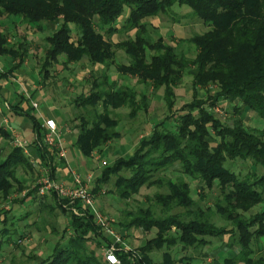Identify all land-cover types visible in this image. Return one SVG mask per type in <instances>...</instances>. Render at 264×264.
Instances as JSON below:
<instances>
[{
	"label": "trees",
	"instance_id": "trees-1",
	"mask_svg": "<svg viewBox=\"0 0 264 264\" xmlns=\"http://www.w3.org/2000/svg\"><path fill=\"white\" fill-rule=\"evenodd\" d=\"M176 7L188 8L209 27L207 32L186 41L195 49L193 59L177 54L172 44L161 39L151 42L147 26L142 23L173 12ZM122 18L121 31H134V35L113 44L109 38L120 31L117 24ZM10 19L11 23L16 20L26 23L37 32L42 31L43 24L56 25L55 32L44 38L42 79L60 58L64 65L86 60L92 66L107 67L114 63L112 49L116 47L129 60L128 66H116L117 72L137 79L140 84H149L153 91L163 90L167 109H172L174 89L187 76L191 78L194 92L215 87L212 105L224 100L238 116L242 111L255 113L262 122L260 129L245 128L240 118L229 126L204 109V102L193 100L178 116L172 114L176 121L173 131L167 130L164 123L160 124L139 143L133 155L119 158L106 167L92 193L97 195L112 176H117L114 186L123 199L137 195L142 187L167 190L147 198V202L152 203L145 209L127 213L128 222L121 224L123 230L135 228L144 233L153 231L154 235L139 248L140 259L117 252L120 264H152L150 254L162 249L165 250L162 264L182 263L187 257L175 260L170 254L172 247L196 250L209 243L207 238L230 233L234 243L227 247L235 244L239 251L224 264H264L261 248L264 245V0H0V58L13 60L12 67L0 73L1 80L13 75L27 56L24 44L9 45L3 28L4 20ZM101 79L103 86L106 85V77L103 75ZM101 87L102 84H94L97 92L75 99L83 109L91 107L96 111L98 103L103 107L102 113L90 120L79 119L75 127L78 133L73 147L85 158L120 137L117 122L109 118V108H129L133 117L147 107L146 96L141 94L137 100L138 94L132 88L103 92L99 90ZM21 111L19 106L11 107L15 115L22 116ZM25 116L37 136L32 143L35 160L49 171L53 180L59 151L42 143L45 129L34 116ZM0 137L10 140L11 134L0 128ZM236 160L250 162L253 170L259 168L263 174L255 171L246 176L235 174L227 161ZM174 165L179 166L181 174L195 181L198 189H218L220 198L212 207L203 209L196 204L188 182L161 178ZM19 172L27 177L38 174L22 149L11 148L7 155L0 156L2 202L10 197L13 187L18 194L25 189ZM121 172L130 175L121 176ZM159 174L162 176L157 177ZM36 197L34 186L23 198L12 201L8 213L17 206L33 205ZM51 197L53 204L38 200L41 211L47 209L51 213L57 209L69 223L62 230L61 240L53 247L52 254L38 258V264H107L100 252L104 239L87 211L77 202L69 205L54 193ZM154 206L160 209L158 215ZM257 206L262 207L259 212L247 213ZM71 207L77 215L72 213ZM176 209L182 212L172 214ZM8 213L0 210V252L10 242L18 246L14 237L22 238L16 228H8L14 226V215L9 219ZM214 219L229 224L232 229L218 227ZM253 247L260 252L256 258Z\"/></svg>",
	"mask_w": 264,
	"mask_h": 264
},
{
	"label": "rangeland",
	"instance_id": "rangeland-1",
	"mask_svg": "<svg viewBox=\"0 0 264 264\" xmlns=\"http://www.w3.org/2000/svg\"><path fill=\"white\" fill-rule=\"evenodd\" d=\"M126 14L127 10L125 11L124 16ZM123 20V18L120 19V22L117 24V28L120 31L109 38L113 44L123 42L132 38L134 35V31L129 33L121 31V23ZM11 22H13L11 19L4 20L3 28L9 38V45L14 46V44L19 42L27 47V56L23 58L22 66L15 70L13 75H10L6 81L4 79H0L1 92H4L6 98L5 101L11 106L16 103L17 99L24 100V98H26L28 102L32 101L36 103V107L31 104V114L38 115L39 113H42L43 117H47V110H51V113L53 112L52 114L55 118L58 117L61 121L62 128L71 132L76 139L78 131L75 127L79 125V119L90 120L93 119L97 113L103 112L101 103L95 105L96 111H93L91 107L83 109L75 102V99L78 96H86L92 92H97L98 90L96 88L94 89V84H102V87L99 90L103 92H111L123 87L132 88L138 94L137 100H139V95L141 94L146 96V109L144 111H137L133 117L130 115V109L126 107L108 109L109 118L117 122V131L120 133L119 139L106 144L99 151H94L86 159L82 156V158L92 163L89 165L88 169V175L91 177L89 182H86V177L83 175L84 173L79 174V170L78 172L73 171L80 176L85 184L87 183L88 188L95 186L96 180L100 178L103 170L106 167L111 166L115 160L122 157L127 158L128 156L133 155L135 149L139 146V143L148 138L157 126L164 123V127L167 130L173 131L175 129L176 121L172 117V114L175 117L178 116L180 110L189 105L193 100H200L204 102L203 108L213 114L224 124L231 126L233 120L240 118L242 119L244 127L247 129L261 128V120L251 111H242V114L238 116V114L233 113L232 107L227 101L219 100L216 105H212L211 102L214 98L213 95L215 93V87L210 86L203 89H197L194 92L191 87V78L187 76L184 77L181 84L174 89L172 109H167L164 101L163 90L160 89L158 91H153L149 84H140L137 82V79L129 75H121L117 72L116 66H128L129 60L124 52L116 47L112 49L115 54L114 63L107 67L92 66L86 60L78 64L71 63L64 65L62 63V59L60 58L58 62L50 68L47 77L42 79L40 68L43 59L44 38L54 33L56 26L49 28L48 24H43L42 31L37 32L35 28H32L19 20H16V23ZM142 23L147 26V35L151 42L161 39L164 43L172 44L177 54L182 53L190 59L194 58L195 49L193 45L187 43L186 41L195 35H201L209 30V27L195 17L191 10L186 7H176L173 12H169L166 15H159L155 18L145 19ZM70 28L74 31L72 25ZM12 65L13 60L10 57L0 58V73H6ZM21 69L23 72L21 77H19L18 73L21 72L19 71ZM103 75L107 79V83L104 86L101 79ZM109 84H112V87H108ZM19 86H21V89ZM35 93H37V95H35ZM6 102L1 99L0 105ZM10 114L11 112L8 113V117ZM12 119L14 120L15 118L12 117ZM16 119L18 120H14L15 122L11 123L12 126L7 124V127L19 129V124L17 123H21L22 118L18 117ZM24 122L27 123L26 119ZM54 123L56 126V138L59 139L63 149L66 150L67 148L64 145L62 136L58 132V125L55 121ZM7 127L4 128L7 129ZM160 129L162 128L160 127ZM20 132L21 135H30V130L27 129H22ZM10 134V140L0 137V156L2 154L7 155L11 148H17L15 146L16 139L25 141L22 137L17 136L15 131L14 135H12V133ZM46 135L47 132H44L43 136L41 135L42 143L50 149H58L57 146H49L46 143ZM31 140L32 138H29L25 141V150L22 149L23 152L25 151L30 155H32L31 151L33 150ZM30 155L28 156L30 157ZM30 159L32 165L38 172L37 176L28 175L27 177L22 174V172H19L20 176L24 178V183L26 184L25 189L21 192V194H18L15 192L13 187V189L10 190V197L6 198V201L2 202L0 198V210L8 213L11 210V203L13 200L23 198L34 188V186H36V203L31 206L25 205L23 207H14V210L7 215L9 219L12 215H14V221L12 222L14 226H8V228L10 230L16 228L22 238L18 240V237H14L13 241L16 242L18 246H15L12 242L3 246L2 251L0 252V264H38V258H46L52 254L53 247H55L61 240L62 230L67 227L69 223V220L60 215V211L57 209H54L51 213H49L47 209L41 211V207L38 206V200L41 203L53 204L51 201L52 193L40 196L38 194V190L44 180H53L50 178L49 171L41 168L38 165V161L34 160L36 157H30ZM63 163L64 162H62V164ZM78 166L80 167L79 164ZM227 166L231 171L240 176H246L247 174H251L253 171H255L258 175L263 174L262 170L259 168L253 170L254 168L250 162H243L241 160H236L234 162L227 161ZM120 175L129 176L130 174L121 172ZM162 175L159 174L157 177L162 176L161 178H163V180L171 179L172 181L188 182L190 184L193 199L196 201V204L203 209L205 207H212L215 200L220 198L217 188H214L211 191H202L198 189L195 181L181 174L178 165H174L167 173ZM116 178L117 176H112L109 182L100 188L97 195H93L91 191L94 198V205L99 212L111 220V227L113 231L117 235L121 236L123 246L125 247L121 252L124 254H130L134 256V258L138 259L141 254L139 248L143 247L148 239L153 237L154 233L153 231L144 233L140 229L135 228L123 230L121 224L124 225V223L128 222L127 213H135L138 209H145L148 204L150 205L152 202L148 203L147 200L149 199L147 198H152V196L156 193H165L167 190L165 188L148 189L142 187L137 195H131L126 199H123L119 197L114 186ZM71 205L73 206V204ZM260 209H262V207L257 206L247 213L253 215L259 212ZM153 210L156 215L159 214V207L157 208L154 206ZM178 212H182V210L176 209L172 214ZM21 216H25L26 218L23 219ZM214 221L218 227H225L227 230L232 229L229 224H225L224 222L216 219H214ZM101 236L104 241L100 252H102V249L108 245L110 241L109 237H105L102 233ZM232 236L233 235L230 233L222 235L220 238H207L209 243L205 247L196 250L187 249L186 251H183L178 247H172L170 249V254L175 260L184 256L200 258L202 250H205L206 248L212 251L211 254L215 253L217 249H229L230 247L227 246L234 243ZM261 248L264 252V245H261ZM238 249L239 248L235 244L232 245L230 250L220 254L221 260L222 258H233L235 254H233L232 250L237 253L239 251ZM253 249L255 250L254 258H256L260 252H257L256 247H253ZM124 250L128 251L126 252ZM164 251L165 250L163 249L155 250L150 254L153 263H159L162 261ZM198 251L201 253L198 254Z\"/></svg>",
	"mask_w": 264,
	"mask_h": 264
},
{
	"label": "crops",
	"instance_id": "crops-1",
	"mask_svg": "<svg viewBox=\"0 0 264 264\" xmlns=\"http://www.w3.org/2000/svg\"><path fill=\"white\" fill-rule=\"evenodd\" d=\"M46 25H47V23H46ZM48 26H49V28H53L56 25L48 24ZM19 71H21V72L18 73V76L21 77V74L23 71H22V69ZM24 75H25V73H24ZM6 80L7 79H5V81ZM5 81H3V82H5ZM20 87L21 86H19V88ZM37 93H39V92H37ZM37 93H35V95H37ZM1 99H3L4 102H6L4 92L2 93L1 89H0V102H1ZM31 104L33 106V104H36V103H34L32 101L28 102L26 100V98H24V100L23 99H17L16 103L13 106L8 104L7 102L0 105V117H1L0 128H2L4 131L9 132V133H12L11 129L14 130L16 132V135L19 137H22L25 141H27L29 138L30 139L32 138L31 143H33L36 139V135L32 132V125H31L30 121L28 120V118L25 116V114H28V115L30 114V115L34 116L35 119L41 123L42 128L45 129V132H46V128L43 124L44 121L47 119L48 120L49 119L54 120L56 122V124L58 125V132L62 136L64 145L67 149L64 150L65 151V156L63 158L64 164H62L59 161L60 159L58 158V156L55 159L56 166H55V174H54L53 181L56 183H59V184H70L72 182L70 171H77L78 172V170H79V174L84 173L83 175L85 177L88 176L89 165H91L92 163L85 160L86 158L85 159L82 158V156L74 149V147H73V143L75 141L74 135L71 132H68L65 128H62L61 121L59 120L58 117L55 118V116L52 114L53 112L51 113V110L50 111L47 110V112H48L47 117H43L42 113H39L38 115L31 114L30 113V111L32 110ZM27 105H28V107H27ZM29 105H30V107H29ZM14 106H19V109L22 110L21 112L23 113L22 116L15 115L13 112H11V107H14ZM24 106H25V108H24ZM9 112H11V114L8 117ZM12 117L15 118L14 120H18V119H16L18 117L22 118V120H21L22 122L17 123V124H19V129H16L14 127H7V124H10L9 126H12L11 123L15 122L12 119ZM25 119L29 125L24 122ZM3 126L7 127V129H5ZM22 129L30 130V135H28V136L21 135L20 130L22 131ZM24 153L27 156L30 155V154H27L25 151H24ZM31 154H32V155H30L31 158L36 157L35 152L31 151ZM78 164L80 165V167L78 166ZM89 189H90V191H92L93 187H89ZM227 250H230V248L229 249H220V250L217 249V251L215 253L211 254L212 251L209 250L208 248H206L205 250H202V253L198 251L199 252L198 254L201 253L200 258H193V257H187L186 258L184 256L186 258V260H184L182 263L183 264H216V263L224 264V261L227 258H225V259L222 258V260H221L220 254L222 252H226ZM232 252H233V254H236L235 251L232 250ZM210 254L213 256H211ZM133 258H134V256H132V259ZM140 258H141V256H139L138 259H140ZM134 259H136V258H134ZM162 261H163V258H162ZM162 261L159 263H153V260H152V264H162ZM178 264H180V262H178Z\"/></svg>",
	"mask_w": 264,
	"mask_h": 264
},
{
	"label": "built area",
	"instance_id": "built-area-1",
	"mask_svg": "<svg viewBox=\"0 0 264 264\" xmlns=\"http://www.w3.org/2000/svg\"><path fill=\"white\" fill-rule=\"evenodd\" d=\"M33 106L36 107L35 104ZM44 126L47 132L46 143L49 146H57L58 150L60 151V153H58V157L63 159L65 156V151L59 139L56 138V126L54 121L47 120L44 122ZM11 132L14 135V131L11 130ZM15 146L25 150L26 142L16 139ZM70 175L72 182L69 185L59 184L50 180H44L42 185H40L38 194L40 196H44L48 193H54L58 199L67 201L69 205L74 204L75 202L79 203V205L91 216L93 223L100 229L101 233L110 239L109 244L102 249L105 262L107 264H120L116 253L122 251L125 248L123 246L121 236L117 235L113 231L111 227V220L95 208L94 198L87 186V183L85 184L80 176L73 171H70ZM89 180H91V177L88 175L86 176V182H89ZM72 213L77 215V211L73 208ZM124 251L127 252L128 250Z\"/></svg>",
	"mask_w": 264,
	"mask_h": 264
}]
</instances>
